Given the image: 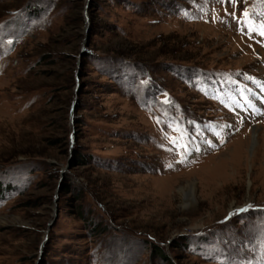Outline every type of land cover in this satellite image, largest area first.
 Here are the masks:
<instances>
[{
	"label": "rangeland",
	"instance_id": "1",
	"mask_svg": "<svg viewBox=\"0 0 264 264\" xmlns=\"http://www.w3.org/2000/svg\"><path fill=\"white\" fill-rule=\"evenodd\" d=\"M262 25L264 0H0V264H264Z\"/></svg>",
	"mask_w": 264,
	"mask_h": 264
},
{
	"label": "bare ground",
	"instance_id": "2",
	"mask_svg": "<svg viewBox=\"0 0 264 264\" xmlns=\"http://www.w3.org/2000/svg\"><path fill=\"white\" fill-rule=\"evenodd\" d=\"M264 139V138H263ZM259 141V139H258V137H254V142L253 143H255V145H256V143ZM263 144H264V142H263ZM262 144V148L260 147L259 149H260V152H261V150L264 152V145ZM255 150V149H254ZM253 153H254V157H256V153L253 151ZM258 153V152H257ZM259 154V153H258ZM264 154V153H263ZM262 154V155H263ZM242 155V154H241ZM262 158H264V157H262ZM243 160V157L242 156H239L236 160H232V162H233V164H240L241 163V161ZM264 162V161H263ZM193 189H191V191H192Z\"/></svg>",
	"mask_w": 264,
	"mask_h": 264
},
{
	"label": "snow or ice",
	"instance_id": "3",
	"mask_svg": "<svg viewBox=\"0 0 264 264\" xmlns=\"http://www.w3.org/2000/svg\"><path fill=\"white\" fill-rule=\"evenodd\" d=\"M245 15L247 16L248 13L246 12ZM262 27H264V25H262ZM260 34H261V35H264V31H262ZM241 211H243V210H241Z\"/></svg>",
	"mask_w": 264,
	"mask_h": 264
},
{
	"label": "trees",
	"instance_id": "4",
	"mask_svg": "<svg viewBox=\"0 0 264 264\" xmlns=\"http://www.w3.org/2000/svg\"><path fill=\"white\" fill-rule=\"evenodd\" d=\"M161 254V253H160Z\"/></svg>",
	"mask_w": 264,
	"mask_h": 264
},
{
	"label": "water",
	"instance_id": "5",
	"mask_svg": "<svg viewBox=\"0 0 264 264\" xmlns=\"http://www.w3.org/2000/svg\"><path fill=\"white\" fill-rule=\"evenodd\" d=\"M44 243V242H43Z\"/></svg>",
	"mask_w": 264,
	"mask_h": 264
}]
</instances>
